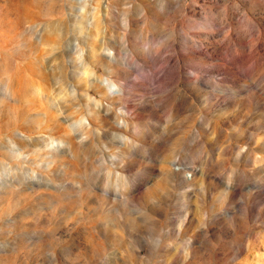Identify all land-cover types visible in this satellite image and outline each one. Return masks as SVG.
<instances>
[{
	"label": "rangeland",
	"instance_id": "1",
	"mask_svg": "<svg viewBox=\"0 0 264 264\" xmlns=\"http://www.w3.org/2000/svg\"><path fill=\"white\" fill-rule=\"evenodd\" d=\"M0 264H264V0H0Z\"/></svg>",
	"mask_w": 264,
	"mask_h": 264
},
{
	"label": "bare ground",
	"instance_id": "2",
	"mask_svg": "<svg viewBox=\"0 0 264 264\" xmlns=\"http://www.w3.org/2000/svg\"><path fill=\"white\" fill-rule=\"evenodd\" d=\"M112 8V7H111ZM110 10V9H109ZM100 17V16H99ZM99 17H97V19L99 18ZM97 19H96V21H97ZM98 21H100V19H98ZM95 24V23H94ZM98 25V24H97ZM96 26V25H95ZM98 27H99V25H98ZM105 42V41H104ZM110 42V41H109ZM107 44V43H106ZM109 44V43H108ZM102 46V45H101ZM112 57L111 58H114L113 57V55H111Z\"/></svg>",
	"mask_w": 264,
	"mask_h": 264
}]
</instances>
